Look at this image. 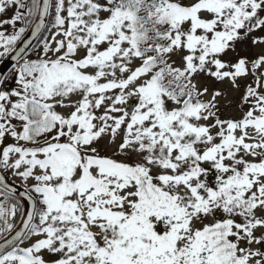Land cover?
I'll use <instances>...</instances> for the list:
<instances>
[{
	"label": "snow or ice",
	"instance_id": "6c2138e0",
	"mask_svg": "<svg viewBox=\"0 0 264 264\" xmlns=\"http://www.w3.org/2000/svg\"><path fill=\"white\" fill-rule=\"evenodd\" d=\"M9 9L0 169L31 211L6 238L17 189L0 174V264H264V52L221 59L264 31V0H0ZM50 9L56 31L31 59L18 45ZM249 63L242 115L221 119L222 93L205 102L193 78L239 87Z\"/></svg>",
	"mask_w": 264,
	"mask_h": 264
},
{
	"label": "rangeland",
	"instance_id": "374dc122",
	"mask_svg": "<svg viewBox=\"0 0 264 264\" xmlns=\"http://www.w3.org/2000/svg\"><path fill=\"white\" fill-rule=\"evenodd\" d=\"M14 14L13 9H9L6 16H0V19L9 18ZM21 26L20 22H17L16 29H19ZM8 34L11 33L12 28L11 26H6ZM4 30V29H0ZM56 30L53 29L48 38H51L52 33H54ZM26 32L24 33V35ZM253 38H264V31L257 30L256 32L251 33L248 37H245L243 40H240L236 43L235 51H232L229 49V51L224 54L221 59L224 62H235L240 57H245L249 61H252L256 59L262 52H264V45H256L252 43ZM42 48V45L37 49L39 51ZM35 54H32L30 58L35 59ZM174 60L176 62V66H181L180 63V57L176 56L174 57ZM3 62V60H0V63ZM261 72H264V68L256 70V76H259ZM255 76L253 75L251 71V64L249 63V74L246 77H241L238 79L237 83L239 84V87H234L232 83L228 80L225 81H217L212 77H208L204 73H198L194 78V82L198 84L199 87H207L208 88V94L201 97L206 102L211 98V95L215 91H219L222 93L220 97H217V106L219 108V112L217 113L221 119H239L242 115V96L246 91L247 86L253 85L254 86V80ZM16 85V84H15ZM17 87V85H16ZM15 87V88H16ZM130 104H134L135 100H130ZM248 106L243 105V108L246 109ZM7 143H13L11 138L9 137L6 141ZM107 141H102L100 144L101 152L102 154H111V149L105 148ZM1 172L10 180V182L18 186L23 190V184L21 180L18 177H15L11 174V172H4L1 170ZM23 207V211L26 208V205L24 202L20 201ZM24 216V212H23ZM22 216V217H23ZM23 246V245H22Z\"/></svg>",
	"mask_w": 264,
	"mask_h": 264
},
{
	"label": "trees",
	"instance_id": "16d2710c",
	"mask_svg": "<svg viewBox=\"0 0 264 264\" xmlns=\"http://www.w3.org/2000/svg\"><path fill=\"white\" fill-rule=\"evenodd\" d=\"M27 2L30 4L31 0H27ZM52 3H54V0H52ZM23 11V10H22ZM53 16H54V12L52 9H50V13H49V16L47 17V21H46V24H45V27L41 33V35L39 36L38 40L36 41V43L34 44V46L30 49V51L28 52L29 54V58L32 54H35V52L33 51V49H38L44 42V38L45 37H48L50 32L53 30V28H51V25L52 23L54 22L53 21ZM36 18H33V23L35 21ZM33 23L31 25H27V30L33 25ZM18 31V29H17ZM27 32V31H26ZM35 58V57H34ZM32 59V58H31ZM36 59V58H35ZM12 70V69H11ZM11 70L7 73L9 74L11 72ZM9 80V79H8ZM7 83V81L5 82ZM8 88H12L14 89L16 87L15 83L13 80L10 79L9 83L6 85ZM0 87H4V85H0ZM202 99V98H201ZM203 100V99H202ZM205 101V100H204ZM206 102V101H205ZM2 170V169H0ZM0 203H4V198L2 195H0ZM13 203H18V213H17V216L15 218L13 217H9V220L11 222H14L15 224V228L17 227V225L19 224V222L21 221V217L23 216V207H22V204L20 203V200L15 196L14 199L10 200L8 202V206L10 207L11 204ZM0 224H2V222H0ZM14 228V229H15ZM13 229V231H14ZM11 233L9 234H6V237L8 235H10ZM3 240V239H0V241Z\"/></svg>",
	"mask_w": 264,
	"mask_h": 264
},
{
	"label": "water",
	"instance_id": "95a60500",
	"mask_svg": "<svg viewBox=\"0 0 264 264\" xmlns=\"http://www.w3.org/2000/svg\"><path fill=\"white\" fill-rule=\"evenodd\" d=\"M40 2H41V6H42L43 0H40ZM46 21H47V17L45 18V24H46ZM38 22H39V20H38V16H37L34 25L30 29V31L26 34V36L22 39V42L18 45V46H22L23 42H27V41L30 40L31 41V45L26 50L27 52H29L30 49L34 46V44L36 43V41L38 40L39 36L41 35V33H42L43 29H44V28H42L40 30V32L37 33V36L36 37H32L31 36V32L34 31L35 24L38 23ZM22 26H25L23 22H21V27ZM10 70H11V65L9 63H7L5 61L1 62V64H0V72H2L4 74H7ZM9 81H10V79L7 81L6 85L9 83ZM0 174L4 175L1 171H0ZM6 183H8L10 187H15L17 189V192H16L15 196L20 201H22V202L25 203V205H26L25 213L28 212V211H31V205L23 197H21L19 195V193L22 192L23 190L21 188H19L18 186L13 185L7 177H6ZM24 216H25V214H24ZM21 226H22V221H21L20 225L14 230V232L11 235H9L7 238L10 239L11 236L15 234V231L18 230ZM3 242H4V240H2L0 243H3Z\"/></svg>",
	"mask_w": 264,
	"mask_h": 264
}]
</instances>
